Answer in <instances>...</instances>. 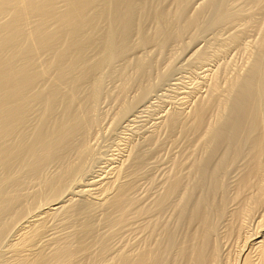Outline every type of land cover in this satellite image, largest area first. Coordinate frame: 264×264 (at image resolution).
I'll return each mask as SVG.
<instances>
[{"label": "bare ground", "instance_id": "1", "mask_svg": "<svg viewBox=\"0 0 264 264\" xmlns=\"http://www.w3.org/2000/svg\"><path fill=\"white\" fill-rule=\"evenodd\" d=\"M212 1H214V0H212ZM218 1H219V3L216 4V8H215L216 11H214V12H216L217 17L214 15L215 18L214 19L212 18L216 22V24L218 25L217 27H219V23H221V24L225 23L226 24V22L228 23V21H230V20H231L230 25H232L231 23H236V22H239V20H243L242 23H243L244 27H245L244 21H245V23H248V24L249 23L251 24L253 22L252 26L254 27L256 25V23L258 22V18H259L258 15L259 14L262 15V17H260V18H263V21L258 26L259 29L254 27L256 30L257 29L260 30L263 27V30L259 31V32H261L259 34H262L260 42L257 43V44H259V47H258V45L255 46V47L259 48V50H257V52H259V53L251 61V63L248 62L250 64L249 65L250 67L244 75H237L233 79H231V78L229 79V75H227L228 73L225 74V75H227L228 80H229V81L226 80L227 83L225 80H223L224 78L218 77V76H220L218 70H217V73L216 72H214V73L219 74V75H215L213 73V71H211L210 74L203 72L205 78L212 77L211 76L212 74L215 75V77L213 76V78L211 79L212 82L210 81L211 85L209 84L210 85L209 94L205 95L207 98L203 97L204 95L202 96L203 98H200L201 96H199V98H197L199 102L194 104V107H193L192 111L190 112V114L188 112L189 115H184L187 112L185 113L183 111L184 113H182V112L179 113V111H178V112H174V113L172 112V114H170L165 119L166 120L165 124H163L165 127L164 126L163 127L169 131V134L172 131L174 132V134L176 132L179 133L180 139L183 140L182 143L185 144V145L183 144L185 147L183 145H181V147H180V148H182V146H183V149H180V148L179 149L181 151L185 149V150H187V152H186V154L180 153V155H182V156L184 155L183 159H182V157L178 158V159L174 158L175 160L172 159V160H174L173 163H171L173 165V170H172V173L170 176L167 173L168 176L165 180L166 184H164L165 190H163L164 192L161 193L162 194L161 196L159 195L161 198L156 199V200H158L157 203L155 202V204L153 205L158 210H161V209H164L165 205L167 206L168 203H169V207H170V203L172 201H175V198L179 197L178 198L179 199V205H180L179 209L181 208L180 209L181 215L187 209L186 207L189 206L188 207L189 208L188 211H190L189 220H192L191 222H193L194 220L199 221L200 228L198 229V227H196V229L198 230V231L197 230L196 231L198 233L193 231L192 233H194V234H192V233H191V235L186 234V236L188 235L189 238L186 237L188 240H184L183 244H182V241L179 242L180 244H182L181 246L177 245V243H178V242H176L177 240L174 241L177 238V237H174L175 235L173 236V232L175 230L173 232H171L170 228L169 229L164 228L163 229L164 231H162V232H164L163 235L165 234V236H163L164 238L161 239L163 242H160L161 244L159 245V247L153 245L154 248L156 247L155 250L151 246V248L154 250V252H151L150 251L151 249L149 247H147V251H148V248L150 249L149 252H147L144 249L145 252L141 251L136 256L134 255V257L131 256L133 254L132 252H131L132 254L131 253L128 254V252H127V254L123 253V254L119 255V257L116 259V262H114V263L112 262L113 264H165V261H167L166 264H169L170 261L168 263V260H169V258H171V254H170V257L168 258L169 253L170 252L173 253L175 251H176V253H174L176 255L175 258H177L179 256V259H180V261H178V258H177V263L181 262V259H183L182 260L183 263H184V261L186 262L184 264H220V262L224 263V258H225V259H227V260H225V261H227L226 264L227 263L228 264H264V24H263L264 23V0H239V1H242L241 3H243L245 1L246 5L249 4L251 6V9H250L251 11H249V13L245 15V17L242 16L244 18L241 17V15H240L241 13H239V12L234 13L233 12V11H235L234 8H233L234 10H232V8H231V11L229 10V6H231V5L230 4L228 5L227 2L230 3V0L229 1L228 0H218ZM158 2H159V0H0V236L6 231L7 228H9V229L12 228L11 227L12 224H11V226H9L10 222H11V220H13V221L16 220V218L14 219L13 216L18 215V217H19V215L24 214V212L31 213V215L29 213L26 214L27 216L29 214L28 218L26 217L27 219L24 218L26 216L24 214L23 218L25 219V221L23 223H21L22 225L20 226L18 233H17L18 237H16L17 235H15V237L18 239L16 241H14L15 243L12 245V247H10L12 249L10 251H13L12 253H14V254H12V255H14V256H12V259H13V257H15L14 263L9 262L10 264H12V263L13 264H72V262L74 263L73 258H75L76 256L80 257L79 254H81V253L83 254L85 251H88V249L90 247V245H89L90 243L88 240H89V236H92V234H94V231L92 232V234L90 233L92 231V225H94V224L90 225L87 222L85 223L84 221H83L84 224H82V225L77 222L79 225H81V227H78V228H81V229L77 230L75 233V234L78 233L77 238L73 235L75 238L74 239L75 241H73L74 244L69 243V242H72V241H69V239L67 240L66 243H64L65 241L63 242L61 240L58 243L61 244V242H63V244H61V245L55 244L56 247L54 246L53 251L50 250V251H52L50 254H47L46 253L47 251L46 252L45 251H38V248L36 247L38 242H41L42 238L44 239V237H45V236L42 237L41 235H43L45 233V232H43V229L45 228V226H48V225H45L47 222L46 221L47 219H49L51 216L55 217L54 215L57 213L58 214L60 213L59 214V218H60L61 214L65 215L66 213L68 214V212H70V213L73 212V214H74V211H76V210L80 211V208L79 209L76 208V206L79 207L78 205H80V204L75 205V204H77V203H74L75 201L73 203L69 204L68 206H65V204L67 202L72 201L74 199V197L77 196V194H79L78 193L79 190H76V189L86 188L87 190L83 189L80 192H84V193L87 192L89 194V196H91L96 201L100 200L103 202L106 200L105 205H107L108 208L110 210H112V211H108V212H111V214L113 213L114 215L120 216V219L118 216H116V217L114 216L112 218L113 214L109 215L107 213L106 217L108 219H106V220L108 222L110 221L109 218L110 219L112 218L114 220V221H110L109 224L113 223L112 225L119 226L121 223L124 224L126 222V219L129 217L128 216L126 218V214L129 213L128 209L133 204L130 203L131 200L129 201V199H128L129 195L128 194H129V190H130L129 187L131 188V184H133L134 182L131 184L129 182L130 186H129V184H127L128 183L127 181H126L127 183H125V184H122V182H121L120 185L118 184L119 186L115 187L116 188V194L109 199L107 197L105 198V196L107 194L106 192L109 191L108 188L112 184H114V182H115V181H112V179H113L112 175L114 176V174H116L115 180H117V177L119 178L121 173L124 174L122 172V170L124 168L120 166L121 164L118 162L119 160L116 158V156H117V155H115L116 153L110 154L111 151L109 152L110 156H109V158L108 157L105 158L106 159L105 165H103L104 164V162H103V164H102L103 167L102 166H101L102 168L98 167L99 172L96 171L95 172L96 174L94 173L93 175L90 176L89 174L85 173L86 175H89V177H90V178H88V176H87V178H88L87 181H85L86 179L83 180L85 183L81 182L80 185L76 184L77 187H75V188H73L75 185V184H73V187L70 186L72 189H69L71 191L68 190V188H69L68 186L71 184L70 182H72V180L73 181L76 180L75 179L76 176L78 177V175H80L82 173L83 167H84L83 166L84 164H82L83 163V157L84 158L86 157V159H87L88 156H86L87 155L86 153H89L87 151L92 149V147L88 146V145H90V143L88 145H86L89 141L88 140L86 142V140H87V136H88L89 132L93 134V132L91 130L92 129L94 130V126L96 127V123H98L97 122L98 119H96V117H95V112H96L95 110H97L96 107L99 104L98 102H99V99L101 98V95L102 94L106 95V94L102 93L103 90L105 89V88H103L104 83H106L104 81V78L107 76L109 77L111 74H114L115 76L113 79H115V80L118 79V81H120V84H118V85H121L119 87H120V89L122 88V90H123L122 93L123 92L126 93L127 89L130 92L131 91V90H129L130 84L134 83L135 79H136V81L137 80L139 81L142 78V75H143V77L146 76L145 78H147L148 74H147V72H145V70L150 65V63H147L148 59H149L148 56L146 57L145 56L146 54L144 55V52H143V55H144V57H143V55H140L141 50L137 51V49L139 47L142 48V46H144V45H146V46L152 45V47H153V44L155 43L154 45L157 46V48L160 47L159 49L161 50V49L165 48L167 43H169V40H172V41L174 40L172 37L180 38L181 34L184 33L185 31H188L187 29H189L190 26H194V28H195V25L196 24L198 25L199 22H201L200 17L201 18L203 17L200 15V14L203 15L202 10H201V12L199 11L200 13H197L196 14L197 16H194L191 20H188L186 17V19L188 20V21H186V24L183 25V23H182L183 21L181 22L182 25L179 23L175 24L174 21L171 22V20L176 19V21H177L178 18H175L174 16H170V12H166V10H164V8L163 9L158 8V4H159ZM184 4H185L184 0H180V2L177 5L178 8H176L177 9L176 13H174V15H179L177 17H180V16L184 17V10H185ZM246 5H245V9H246ZM211 6H208V7L205 6V7H207L209 9V8H211ZM250 6H249V8H250ZM190 7H192V6H190ZM159 9H161V11ZM205 9L206 8H204V10ZM208 9L205 11H208ZM241 9H244V8H241ZM248 9H246V10H248ZM238 10H240V9H238ZM238 10H236V11H238ZM231 12H233L235 14L234 17L232 15L233 13H231ZM183 17H182V19H183ZM255 17H258V18H255ZM172 18H174V19H172ZM186 19H184V20H186ZM254 20L257 22L255 23ZM260 20H262V19H260ZM170 22H171V24H170ZM215 22L213 23V25H215ZM149 23H151L155 27V30H153L155 32H153V34H152L153 37H149L150 35L148 36L149 33H147L148 31L146 30V25ZM239 23L241 24V22H239ZM254 23H255V25H254ZM169 24H170V26H169ZM248 24H246V25H248ZM166 27H168V29ZM240 27H241V25H240ZM162 34H164L163 35L164 37H160V38H163V40L162 39L159 40L158 37L161 36ZM133 37L136 39V40L134 39L136 41V43L133 41V39H132ZM152 38H154L156 41L153 40ZM167 38H168V40H167ZM177 38L175 39L176 42H177ZM240 38H241L240 33L232 35L231 38L228 39V42H229V43L227 42L228 47H229V44H231V43H232V45L235 44L234 46H236V43L239 42ZM195 40L196 39H194V41ZM157 41H161V42H157ZM149 43H153V44H149ZM253 45H254V43H253ZM255 45H256V43H255ZM237 46H239V45H237ZM218 47H219V45H218ZM255 47H254V49H255ZM135 49H136V51H135ZM221 50H223V49H221ZM132 51H135V52H132ZM220 52H222V51H220ZM130 53L131 54L134 53L132 55V57L134 56L133 57L134 61L129 60L130 61L129 62L128 59H132V58H130L131 56H128ZM217 54H218V52H217ZM254 55H255V53H254ZM220 56H221V54H220ZM200 57H202V56L200 55ZM217 57H219V56H217ZM120 60L122 62L121 64L122 65L124 64V66H120V64H119ZM146 60H147V62H146ZM152 60H151V62H153ZM159 60H160V58H159ZM117 61H119L118 64L120 66V69L117 68L118 71H115L114 70L115 68L112 70L111 67H115V66H112L113 63H115V62L117 63ZM123 61H124V63H123ZM203 62H205V61L203 60ZM154 63L155 62H153L152 64H154ZM106 65L107 66L111 65L110 67H107V68H109V69L111 68L110 70H112V72L110 70H109L110 73L104 72V70L108 71V69L104 68V67H106ZM151 66H153V65H151ZM130 69H132L134 71L132 73L130 72L131 74L129 73ZM150 72H151V70H150ZM106 73L109 75H107ZM144 73L147 75H145ZM105 74H106V76H105ZM233 74H235V72ZM108 77H107V79H108ZM110 77H109V79H110ZM115 77H118V78H115ZM204 77H202V78H204ZM145 78L143 80H145ZM225 78H226V76H225ZM113 79H112V83H113ZM219 79H221V80L219 81ZM105 80H106V78H105ZM140 81H142V80H140ZM205 81H209V80L205 79ZM222 81L223 82L225 81L224 83H226L225 88L222 87V85H221ZM141 83H144V81ZM148 84H149V82H148ZM113 85H115V84H113ZM145 85H146V83L144 85H140V86L136 85V87L132 86L133 89H135L137 87L140 89L137 88L138 92H137V94L135 93L136 96L134 98H132L131 100L128 99L129 102L125 98H122V96H124V94L123 95L118 94L119 95L118 97H120L122 95L121 98H119L122 103L120 102V104H118L117 102H119V100L117 101L118 98L116 97L117 99H116L115 104L120 105V106L122 105V107L120 108V106H119V107H117V109H115L116 111H119V112L114 111V112H116V115L113 116L116 118V120L114 118V122H118V123L115 124L112 122L113 126H114V124L117 125L120 122H121V125L123 123H125V124L127 123L125 126L123 125V127L126 128V131H127L130 129L131 124L133 125V123L141 121V120L139 121V119L142 118L141 114L143 115V112H145L144 108H148V105L146 106L144 104L145 103L148 104L150 102L146 99L149 95H151L153 93L151 87H149V85L148 86L146 85L147 87H144ZM110 87H109V90L111 89ZM207 90L208 89H206V91ZM104 92H106V90ZM186 93H188V92L187 91L182 92V95L183 94L186 95L185 97L183 96L181 98V101L184 105H185V103L187 104V102L189 103V101H190L189 100L190 97ZM110 94H111V92H110ZM106 96H103V97L109 98L108 95H106ZM101 99L103 100V98H101ZM199 99H201V100H199ZM107 100L109 101V99H107ZM112 100H114V99H112ZM144 101H146V102H144ZM100 104L98 106H100ZM139 104L141 106H143L144 108L138 110L137 105L140 107ZM149 104H152V103H149ZM98 109H100V108H98ZM118 109H120V110H118ZM106 114H107V116H105V117L107 118L110 113L109 114L106 113ZM98 115L101 116V114H98ZM33 116L36 118H34ZM33 118H34L35 122H33ZM161 124H162V122H161ZM121 125L119 124L120 129L122 128ZM138 125H139V123H138ZM128 127H129V129H127ZM99 128H100V126H99ZM120 129H119V131H120ZM147 131H149V130H147ZM147 131H146V133H147ZM117 132H118V129H117ZM117 132H113V133H117ZM121 132H123V131H121ZM142 132H143V130H142ZM171 134H173V133H171ZM114 135H116V134H114ZM95 136L96 135L94 134V137ZM173 136H174L173 138L175 140L176 135H173ZM96 137H98V136H96ZM117 138H119V137H117ZM147 138H146V140H147ZM173 138H172V140H173ZM111 139H109V140H111ZM119 141H120V139L116 142H119ZM168 142H170V141H168ZM157 143H158V141H157ZM176 143H178V142H176ZM180 143H181V141H180ZM142 144H144V143H142ZM110 145H112V144H110ZM117 145H119V144L117 143ZM87 146L89 147V150H88V148H86ZM91 146H92V144H91ZM196 148L199 150H196ZM140 149H139V151H140ZM179 149H177V150H179ZM116 150H118V149H116ZM119 150H120V148H119ZM195 151L201 152L199 157L201 155L203 156V154H205V156L199 158L197 155V157H196L197 152L195 153ZM131 153L133 154L134 152H131ZM135 154H137V153L135 152ZM162 155L163 154H161V156ZM71 156H75L76 158L74 157L75 159H72ZM131 157L130 158L132 160L133 156L131 155ZM178 157H180V156L178 155ZM88 158H90V157H88ZM81 159H82V161H81ZM189 159L191 160L190 163L187 162L189 164H187L185 166L184 164H186V161H189ZM126 160L128 161V159H126ZM88 161H87V163H89ZM91 161H92V157H91ZM163 161H165V160H163ZM79 162H81V163H79ZM50 163H52V164L57 163L56 165L59 164L58 167H55V168H57L56 171L60 172V173H58V175L56 174L57 176H55V174H54L55 178L53 177L54 178V179L52 178L53 180L52 179L50 180L49 179L50 177H49L48 178L49 181H48L47 179L43 178V177H45L46 173L43 172L42 170H44V169L46 170L45 167H47L48 164L50 165ZM95 163H98V162H95ZM126 163H128V162H126ZM128 164H130V162ZM133 164L136 165L135 163H133ZM162 164H164V163H162ZM54 166H55V164H54ZM95 166H96V164H95ZM131 166H129V168ZM91 167H92V165H91ZM120 167L122 170H120ZM58 168H60L59 171H58ZM185 168L189 169L188 171H190V173L187 174L188 176L190 174H193V173H194L193 175L197 174L199 176V178L198 177H196V178L201 180V182L199 181L200 184L202 183V180L205 181V183L203 182V184L206 185V186H204L205 187L204 189L205 190L209 189L208 193H210V191H212V193H214V195H216V193L214 191L221 187V186L219 187V182L222 181L220 179H223L224 175L228 176L229 173L231 175V173H232L231 171L233 170L232 168H234V170H237L238 177H237V179L235 178L236 184L234 186L231 184V186H233V190L230 189V188H232L229 186L230 184H226V186H225V184L223 183L224 187L222 185L223 188H222L221 195H219V193L217 192L219 195L218 197L221 196L219 201L216 200L215 199L216 196L214 198V195H213V198L211 199V201L213 200L212 202H214V199L217 201V203H212L213 205L215 204L214 206L211 205L210 200H208L210 198H208L207 201H205L206 204L209 201V203H208V204H210V205H208L209 207L205 206L206 204L204 203L203 200L204 199L206 200V196H205V198L203 196V198H204L203 200H201L202 197H200L201 198L200 200L193 202L192 205L190 206V205H188L189 199L191 198L190 195L186 192H185V194H182V193H184V191H185L184 189H185L186 184H187L185 182V180H186L185 179L186 175L184 176L185 172H184V174H181V170L183 171V169L185 170ZM143 170L144 169H142V171ZM85 171H86V169H85ZM161 171H163V170H161ZM168 171L170 172V170H168ZM185 171L187 172V170H185ZM41 172H43L42 174L45 173L42 177L43 179L41 178L42 179L41 181L47 180L48 182L44 181L43 183H40L39 182L40 179L36 180V181L34 180L35 182L38 181L41 185H43L45 183V185H44L45 187H44V190H42L43 192H41V194L39 193L40 195L36 196V198L33 197V199H35V201L37 200V203L39 201L41 202L43 200L46 202V205L48 204V206L44 207V208L41 207L42 209H40V207H38L39 209L38 210L36 209L37 211L35 210L36 212L32 213L33 209H31V208L33 206L26 205L25 204L26 201H24L25 205H22L23 204L22 203L23 202L22 195L19 193V191L22 190L21 189L22 187H21V183L19 184V181H20L19 179H20V177H22L21 178V180H22L24 177H26V175L28 178L29 174L33 175V176H38V175H41L40 174ZM124 172H127V171H124ZM87 173H88V171H87ZM125 174H127V173H125ZM132 174H134V173H132ZM230 175L228 177H230ZM41 176H39L38 178H40ZM152 176H154V174ZM147 177H148V175H147ZM84 178H86V177H84ZM122 178H123V175H122ZM130 178L131 177H129V179ZM25 179L26 178H24V180H22V182H25ZM29 179L30 180H28V181L26 179L27 182L23 183L22 186H24V184H26L25 186L27 187V183H30V181L33 182V179L32 180H31V178H29ZM35 179H37V178H35ZM125 179H128V178H125ZM163 179H165L164 176H163ZM226 179H227V177H226ZM141 180H142V178H141ZM195 180H197V179H195ZM128 181H130V180H128ZM156 181H157V179H156ZM68 183H70V184H68ZM192 183H193V181H192ZM194 183H195V181H194ZM228 183H230V180ZM18 185L21 188L16 189L19 187ZM188 186H189V184H188ZM41 187H43V186H41ZM136 187H134V188H136ZM198 187L200 188V186H198ZM36 188H39V187H36ZM115 188H114V190H115ZM201 188H203V187H201ZM213 188L215 189L214 191H213ZM17 190H19V191H17ZM205 190H204V195L206 194ZM45 191H47V192L45 193ZM180 191H182V193ZM196 191H197V188H196ZM217 191H219V190H217ZM29 192H30V190H29ZM179 192L182 194L181 197H180V195L177 196V194ZM189 192H190V190H189ZM212 193H210L208 195L212 196ZM24 194H23V196H24ZM25 196H27V195H25ZM218 197H217V199H218ZM25 198H27V197H25ZM25 198H23V199H25ZM30 198H31V196H30ZM180 199L184 200L183 205L180 204V203H182V201ZM191 199H193V195H192ZM143 201H144V199H143ZM31 202H32V200H31ZM172 203H175V202H172ZM176 203L178 204V200ZM96 204L97 203H95V205ZM103 204H104V202H103ZM151 204H152V202H151ZM20 205L22 206L21 208H20ZM31 205H33V204H31ZM92 205H94V204L92 203ZM80 206L82 209L84 208V207H82V205H80ZM204 206L206 208L207 207L208 208L207 209L205 208L206 209L205 210ZM101 207H103V206L101 205ZM169 207L167 209H169ZM72 208H74V209L76 208V209L74 210ZM89 208H91V207H89ZM179 209L177 208L178 211H179ZM83 210H81V212ZM85 210H88V208ZM85 210L83 211L84 214L85 213L89 214L91 212V211L86 212ZM174 210H175V208H174ZM79 211H77V213H79ZM127 211H128V213H127ZM140 211H141V209H140ZM147 211L148 210H146V212ZM156 211L157 210H155L154 212H156ZM144 212H145V210H144ZM170 212H168V213H170ZM103 213H105V212L103 211ZM159 213H160V211H159ZM180 213H179V215H180ZM58 214L56 216H58ZM84 214H83V216H84ZM152 214H154V213L152 212ZM105 215H103V216L105 217ZM135 215H138V214H135ZM150 215H151V213H150ZM227 215H228V217H229V215H231V217H230L231 221L229 224H227L228 221L226 223H224ZM75 216L77 217V215H75ZM87 216H89V215H87ZM158 216H159V214L157 215V217ZM174 216H176V215H174ZM174 216H171V217H174ZM74 217H73V219H74ZM139 217L141 218V216H139ZM62 219H64V218H62ZM155 219H156V217H155ZM121 220L124 222H121ZM146 220H148V219L146 218ZM166 220H167V218H166ZM184 220H185V217L183 218V221ZM226 220H228V219H226ZM71 221H73V220H71ZM78 221H81V220H78ZM159 221H160V219H159ZM169 221L170 220H168V222ZM139 222H141V221H139ZM222 222L224 223V226H225V224H227L226 225L227 227H225L226 232H225V235L223 236L224 238L222 236L220 237V235H219V232H220V234L222 233L221 235L224 234V229H223L224 227L222 228L220 226ZM68 223H70V222L68 221ZM77 223H76V225H77ZM145 223H144V225H145ZM158 223L159 222H157L156 225H158ZM43 224H44V227H43ZM103 224H105V223H103ZM106 224H108V223H106ZM69 225H71V224H69ZM130 225H131V223H130ZM13 226H15V225H13ZM120 226H122V224ZM158 226L152 225V227H156V231L160 229V228L159 229L157 228ZM161 226H163V225L161 224ZM219 226H220V228L223 229V232H221L222 229H219ZM95 227H97V226H95ZM149 228H150V225H149ZM9 229H7V230H9ZM75 229H77V226ZM95 230H96V228H95ZM115 230H117V229H115ZM119 230H121V229L119 228ZM144 230H145V228H144ZM149 230H151V229H148V231ZM111 231L113 232V230H111ZM152 231L155 232L154 229H152ZM152 231H150V233ZM165 231H166V233H165ZM154 232H152V233L154 234ZM162 232L158 231V233H159L158 235H160V233L162 234ZM195 233H197V234H195ZM11 234L12 233H10V235ZM189 234H190V232H189ZM68 236H70V235H68ZM94 236H93V238H90V239H94ZM182 236L183 235H181V237ZM102 237H104V236H102ZM115 237H117V235H115ZM48 238H50V237L48 236ZM60 238H62V236ZM87 238H88V240H87ZM98 238H99V235H98ZM154 238L155 237H153V240H154ZM220 238L229 240L230 242L229 241L227 242L226 240H221ZM53 239L55 240V238H53ZM95 239H96V237H95ZM145 239H147V238H145ZM99 240L100 239H98L97 241H99ZM159 240H160V238H159ZM178 240H179V238H178ZM93 241L94 240H92V242ZM145 241H147V240H145ZM154 241H156V240H154ZM220 241H221V243H220ZM225 241H226V243H225ZM43 242H44V240H43ZM103 242L102 243L97 242L96 244H99V243L103 244ZM106 242H107V240H106ZM222 242L225 243L224 246H221ZM143 243H146V242H143ZM147 243H148V241H147ZM227 243L230 245L227 246L226 245ZM101 244L99 246H101ZM157 244H158V242H157ZM91 245H93V244H91ZM141 245H143V244H141ZM172 246H174V247H172ZM35 247L37 248L36 251H38V252L34 253L32 255V257L30 254H29L30 256L28 254H26L27 253L26 251H32L33 249L35 250ZM108 247L105 244L102 245L101 250H99L100 253H105V251L107 250ZM144 247H145V244H144ZM170 247L172 249L175 248L174 251H170L169 250ZM223 247H227V248L229 247L230 251H232L233 254L230 255L231 253L228 252L229 255L227 253L225 254L226 257L228 255V258H226V257L223 258L222 253L226 252V251H224V252L222 251V249L224 250ZM45 248H47V246H45ZM111 248L113 249V247H111ZM165 248H168V249H165ZM227 248H225V250ZM41 249H42V247H41ZM92 249H93V247H92ZM220 249H221L222 253H220ZM115 250H117V249H115ZM124 250H125V248H124ZM95 251H96V249H95ZM92 252H94V251H92ZM88 253H90V252H88ZM106 254H107V252H106ZM174 254H172V255H174ZM221 254H222V256H220ZM100 256L101 255L97 256L96 259L100 258ZM79 257H76V261H77V258H79ZM93 257H94V255H93ZM220 257L223 258V260H222L223 262L221 261L222 258L220 259ZM105 258H108V257L106 256ZM175 258H173V259H175ZM72 259H73V261H72ZM102 259H104V258H101V260ZM93 260H94V258H93ZM10 261H12V260L10 259ZM108 261H110V260H108ZM108 261H106V262H108ZM172 261L173 260H171V264H172ZM79 262L81 263V260ZM90 262H91V260H90ZM106 262H103V263L106 264ZM99 263H100V261H99ZM183 263L181 262L178 264H183ZM97 264H98V262H97ZM100 264H102V263H100Z\"/></svg>", "mask_w": 264, "mask_h": 264}, {"label": "rangeland", "instance_id": "2", "mask_svg": "<svg viewBox=\"0 0 264 264\" xmlns=\"http://www.w3.org/2000/svg\"><path fill=\"white\" fill-rule=\"evenodd\" d=\"M229 1V0H228ZM180 2V0L178 1V0H159V4H158V8H164V10H166V12H170V16H174L175 18H178V20L180 21H176V19H174V18H172V19H174V20H171V22L172 21H174V23L176 24H181L182 25V23H183V25L184 24H186V21H188V20H191L194 16H197L196 14L197 13H200L201 12V10H202V13H203V15L202 14H200L201 16H203L202 18L200 17V19H201V22H199V24L197 25H195V28H194V26H190L189 27V29H187L188 31H185L184 33H182L181 34V36H180V38H177V42H176V38H174V37H172L174 40L172 41V40H169V43H167V45L165 46V48H163V49H159L160 47H158L157 48V46H155L153 43H149V44H153V47H152V45H149V46H146V45H144V46H142V48H136L137 49V51H139V50H141L140 51V55H143V52H144V55L147 57L148 56V62H147V60H146V62L147 63H150V65L148 66V68L145 70V72H147V74H145V75H147V78H145L146 76H144L143 77V75H142V78L140 79V80H142V81H136V79L134 80L135 82L134 83H132V84H130V88H129V90H131L130 92L128 91V89H127V91H126V93H122V88L120 89V87L119 86H121V85H118V84H120V81H118V79H113L114 78V74H111L109 77H110V79H109V77H108V79H107V77H105L106 78V80H105V78H104V81L106 82V83H104V86H103V88H105L104 90H103V92L102 93H104V94H106V95H108V97L109 98H106L107 96L106 95H101V98H103V100L100 98L99 99V104H100V106H98L97 105V107H96V109L97 110H95L96 112H95V117H96V119H98L97 120V122L98 123H96V127L94 126V130L92 129L91 131L93 132V134L92 133H90L89 132V134H88V136H87V140H86V142L88 141V143L86 144V145H88L89 143H90V145H88V146H90V147H92V149H90L89 150V147L87 146L86 148H88V150L89 151H87V152H89V153H86L85 155L86 156H88V157H90V158H88L87 157V159H86V157L84 158L83 157V163L82 164H84L83 166V171H82V173L80 174V175H78V177L76 176V180H72V182H70V183H68V184H70L68 187V190L69 189H72L71 187H73V184H77V185H80L81 184V182L82 183H85L83 180H85V181H87V179L88 178H90L89 177V175L91 176V175H93L96 171L97 172H99L98 170H99V168L98 167H103V165H105V161H106V157H108L109 158V156H110V154H115V155H117L116 156V158L119 160H117L121 165V167H123L124 169L122 170L121 169V167H120V170H122V172L124 173V174H122L121 172V174H120V176H119V178L117 177V180L119 181H117V180H115L116 179V174H114V176L112 175V177H113V179H112V181H115L114 182V184H112L109 188H108V192H106L107 194H106V196H105V198L107 197L108 199L109 198H111V197H113L115 194H116V188L115 187H117V186H119L120 184H121V182H122V184H125V183H127V184H129V182H130V184L131 183H133V184H131V188L129 187V197H128V199H129V201L131 200V202L130 203H132L133 205L132 206H130V208L128 209V211H129V213H128V211H127V213L128 214H126V222L123 224V223H121L122 224V226H117V225H112V224H109V222L110 221H114L112 218L115 216H118L119 217V219H120V216L119 215H114L113 213V216H112V220L109 218V222L106 220V219H108L106 216H107V213L109 214V215H112L111 214V212H108V211H112V210H110L109 208H108V206L107 205H105L106 203V200L105 201H103L104 202V204H103V202L102 201H100V200H94L91 196H89V194L87 193V192H80L81 190H83V189H86V188H79V189H76V190H79V194H77V196H75L74 197V199L72 200V201H70V202H67L66 204H65V206H68L69 204H71V203H73L74 201V203H77V204H75V205H78V204H80V205H82V207H84L83 209L85 210V209H87L88 208V210H85L86 212H88V211H91L89 214L87 213H83V209L81 208V206L80 205H78L79 207H77L76 206V208L77 209H79L80 208V211L79 210H76V211H74V214L75 215H77V217L73 214V212L72 213H70V212H68V214L66 215H64V214H61L60 216V218H59V214H58V216H56L57 214H55L54 216L55 217H53V216H51L49 219H47L45 222H46V224L45 225H48V226H45V228L43 229V232H45L43 235H41L42 237H44V239L42 238V240H41V242H38V244H37V248H38V251H47L46 253L47 254H50L52 251H53V249H54V246H55V244L56 245H61V244H63V242L64 243H66L67 242V240L69 239V241H72V242H69V243H73L74 244V242L73 241H75L74 239V236L77 238L78 237V233L77 234H75L76 233V231L77 230H80L81 228H78V227H81V225L82 224H84V222L86 223H88V224H94V225H92V231L90 232L91 234H92V232L94 231V234H92V236H89V240H88V238H87V240L89 241V245H90V247H89V249H88V251H85L83 254L81 253V254H79L80 255V257L79 256H76V257H79V258H77V261H76V257L75 258H73L74 259V263L72 262L73 261V259H72V264H97V262H98V264H100V263H102V264H105V263H103V262H106V261H108V260H110V261H108V262H106V264H113L114 262H116V259L119 257V255L120 254H123V253H126L127 254V252H128V254L129 253H131L130 255L132 256V257H134V255L136 256L139 252H141V251H144L145 252V250L147 251V247H149L148 248V251L147 252H149V250L151 251V252H154V250H155V248L153 247V245H155V246H158L159 247V245L161 244L160 242H163L161 239L162 238H164L163 236H165V234L163 235V233L164 232H162V231H164L163 229L165 228V229H169L170 228V231L171 232H173L174 230V232H173V236L174 237H177L174 241H176V242H181L182 241V244L184 243V240H188L187 238H189L188 237V235H191V233L194 231V232H197L198 230L196 229V227H198V229L200 228V223H199V221H197V220H194L193 222H191L192 220H189V213H190V211H188L189 210V206L188 207H186L187 209L184 211V213H182V215H181V211H180V209H179V197L178 198H175V201H172V202H175V203H170V207H169V203H168V205L166 206L165 205V208L164 209H161V210H158L157 208H155V206H153L154 204H155V202L157 203V201L158 200H156V199H159V198H161L160 196L162 195L161 193L162 192H164L163 190H165V185L164 184H166V182H165V180H166V178H167V176H168V174H169V176L171 175V173H172V170H173V165L171 164V163H173V161L175 160L174 158H181L182 157V159H183V157H184V155L182 156V155H180V153L181 154H186V152H187V150H180V149H183V146L185 145L184 143H182V139H180V137H179V133L178 132H176L175 134H174V132L172 131L171 133H173V134H169V131L168 130H166V128H164L165 126L163 125V124H165V119L170 115V114H172V112L174 113V112H178L179 111V113L180 112H182V113H186V114H184V115H189L190 114V112L192 111V109H193V107H194V104L195 103H197V102H199L198 101V99L197 98H199V96H201L200 98H203V97H206L205 95H207V94H209V90H210V85H211V82H212V78H213V76L215 77V75H219L220 74V76H218V77H222V78H224L223 80H228V77H227V75H229V79L231 78V79H233L235 76H237V75H244L246 72H247V70L249 69V63H251V61L256 57V55H258V53L259 52H257V50H259V48H257V47H255V46H257L258 45V47H259V44H257V43H259L260 42V40H261V35L262 34H259V33H261V32H259L260 30L262 31L263 30V27H262V29H260V30H258L259 29V25H260V23L263 21V18H260V17H262V15H258V17H255V18H258V22L257 21H255V23H256V25H255V23H254V27H256V28H258L257 30L252 26L253 25V22L249 25L248 23H245V21H244V25H245V27L243 26V23H242V21L243 20H239V22H241V24L239 23V22H236V23H231L232 25H230V21H228V23L226 22V24L224 25L223 23V25L221 24V23H219V27H217L218 25L216 24V22L213 20L214 18H215V16L217 17V15H216V12H214V11H216L215 10V8H216V4H218L219 3V1L218 0H214V1H212V0H184V6H185V10H184V17L183 16H180V17H177V16H179V15H174V13H176V8H178L177 7V5H178V3ZM240 2V3H239ZM242 1H239V0H230V3H228L227 2V4L229 5H231V6H229V10L231 11V8H232V10H234L235 9V11H233L234 13H241L240 15H241V17L242 16H244L245 17V15L246 14H248L249 13V11H251L250 9H251V6L248 4V5H246V2L244 3H241ZM210 3V4H209ZM234 3V4H233ZM208 4V5H207ZM233 4V5H232ZM244 4V5H243ZM212 5V6H211ZM215 5V6H214ZM245 5H246V9H248L249 8V6H250V8L248 9V10H246L245 9ZM164 6V7H163ZM176 6V7H175ZM190 6H192V7H190ZM205 6H211V8H207V7H205ZM234 6V7H233ZM166 7V8H165ZM175 10H174V9ZM204 8H206L205 10H207L208 9V11H205L204 10ZM234 8V9H233ZM241 8H244V9H241ZM238 9H240V10H238ZM160 11H161V9H159ZM174 10V11H173ZM191 10V11H190ZM236 10H238V11H236ZM200 11V12H199ZM205 11V12H204ZM173 14H172V13ZM233 12H231V13H233ZM247 12V13H246ZM232 14L233 15V17L235 16V14ZM186 15V16H185ZM214 17H213V16ZM257 16V15H256ZM182 17H183V19H182ZM186 17H187V19H186ZM244 17H242V18H244ZM213 18V19H212ZM184 19H186V20H184ZM217 19V18H216ZM260 19H262V20H260ZM213 20V21H212ZM257 20V19H256ZM260 20V21H259ZM170 21V20H169ZM176 21V22H175ZM183 21V22H182ZM171 22H170V24H171ZM182 22V23H181ZM215 22V25H213V23ZM170 24H169V26H170ZM246 24H248V25H246ZM264 24V23H263ZM235 27H234V26ZM240 25H241V27H240ZM168 26V27H169ZM198 26V27H197ZM243 26V27H242ZM250 26V27H249ZM149 29H148V28ZM168 27H166L167 29H168ZM172 27V26H171ZM181 27V26H180ZM207 27V28H206ZM239 27V28H238ZM211 28V29H210ZM244 30H243V29ZM241 29V30H240ZM249 29V30H248ZM146 30L148 31L147 33H149L148 34V36L149 37H153V32H155V31H153V30H155V27L151 24V23H149V24H147L146 25ZM200 30V31H199ZM212 30V31H211ZM203 31V32H202ZM245 31V32H244ZM188 32V33H187ZM207 32V33H206ZM226 34H225V33ZM146 33V34H147ZM166 33V32H165ZM215 33V34H214ZM238 33H240L241 34V38H240V40H239V42L238 43H236V46H234L235 44H233L232 45V43L231 44H229V47H228V39H230L231 38V36L232 35H234V34H238ZM197 34V35H196ZM232 34V35H231ZM164 34H162L161 36H159L158 37V39L160 40V39H162L163 40V38H160V37H164L163 36ZM229 35V36H228ZM167 37V36H166ZM230 37V38H229ZM171 38V39H172ZM227 38V39H226ZM133 39V41L136 43V39L133 37L132 38ZM131 39V40H132ZM135 39V40H134ZM153 40H155L154 38H152ZM194 39H196L195 41H194ZM252 39V40H251ZM152 40V41H153ZM167 40H168V38H167ZM156 41V40H155ZM172 41V42H171ZM183 41V42H182ZM185 41V42H184ZM138 42V41H137ZM157 42H161V41H157ZM194 42V43H193ZM228 42V43H227ZM133 43V42H132ZM166 43V42H165ZM216 43V44H215ZM253 43H254V45H253ZM255 43H256V45H255ZM174 44V45H173ZM188 44V45H187ZM222 44V45H221ZM248 46H247V45ZM130 45V44H129ZM148 45V44H147ZM164 45V44H163ZM218 45H219V47H218ZM237 45H239V46H237ZM146 46V47H145ZM174 46V47H173ZM145 47V48H144ZM155 47V48H154ZM183 47V48H182ZM224 47V48H223ZM226 47V48H225ZM233 47V48H232ZM237 47V48H236ZM246 47V48H245ZM254 47H255V49H254ZM148 48V49H147ZM243 48V49H242ZM136 49H135V51H136ZM146 51H145V50ZM202 49V50H201ZM221 49H223V50H221ZM233 49V50H232ZM240 49V50H239ZM155 50V51H154ZM215 50V51H214ZM256 52H255V51ZM135 51H132V52H135ZM220 51H222V52H220ZM226 51V52H225ZM246 51V52H245ZM162 54H161V53ZM197 52V53H196ZM207 52V53H206ZM217 52H218V54H217ZM142 53V54H141ZM168 53V54H167ZM196 53V54H195ZM203 55H202V54ZM221 54V56H220V54ZM254 53H255V55H254ZM134 54V53H133ZM133 54H129L128 56H131L130 58H132V59H128V61L129 60H133L134 58V56L132 57V55ZM198 54V55H197ZM244 54V55H243ZM249 54V55H248ZM139 55V56H140ZM144 55H143V57H144ZM152 55V56H151ZM154 55V56H153ZM162 55V56H161ZM177 55V56H176ZM200 55L202 56V57H200ZM151 56V57H150ZM217 56H219V57H217ZM142 57V56H141ZM205 57V58H204ZM243 57V58H242ZM155 58V59H154ZM159 58H160V60H159ZM165 58V59H164ZM171 58V59H170ZM190 58V59H189ZM198 58V59H197ZM250 58V59H249ZM146 59V58H145ZM153 59V60H152ZM206 59V60H205ZM150 60V61H149ZM151 60L153 61V62H155L154 64H152L153 62H151ZM193 60V61H192ZM203 60L205 61V62H203ZM208 60V61H207ZM249 60V61H248ZM134 61V60H133ZM202 61V62H201ZM130 62V61H129ZM249 62V63H248ZM116 63V62H115ZM115 63H113V65L112 66H115V67H111L112 68V70L114 69L115 71H118V69H120V66H124V64L122 65L121 63V60H120V63H119V61H117V63L115 64ZM120 64V66H119V64ZM123 63H124V61H123ZM132 63V62H131ZM202 64V65H201ZM207 64V65H206ZM110 65V66H111ZM151 65H155L154 67L153 66H151ZM220 65V66H219ZM248 65V66H247ZM110 66H107L106 65V67H104V68H106V69H108V71L107 70H104V72H109V70L111 69H109V68H107V67H110ZM234 66V67H233ZM132 67V66H131ZM246 67V68H245ZM118 68V69H117ZM130 68V67H129ZM128 68V69H129ZM134 68V67H133ZM194 69V70H193ZM228 69V70H227ZM234 69V70H233ZM112 70H110L111 72H112ZM132 69H130V71H129V73L131 72H134L133 70L131 71ZM150 70H151V72H150ZM154 70V71H153ZM207 72H206V71ZM216 70V71H215ZM217 70H218V72H219V74H216L217 73ZM209 71V72H208ZM211 71H213V73L214 72H216V73H214L215 75H211L212 77H208V78H205L204 77V74H203V72L204 73H207V74H210L211 73ZM222 71V72H221ZM232 71V72H231ZM239 71V72H238ZM244 71V72H243ZM150 72V73H149ZM225 72V73H224ZM235 72V74H233ZM106 73V74H107ZM110 73V72H109ZM130 73V74H131ZM169 73V74H168ZM228 73V74H227ZM239 73V74H238ZM106 74H105V76H106ZM150 74V75H149ZM158 74V75H157ZM223 74V75H222ZM225 74H227V75H225ZM107 75H109V74H107ZM151 76V77H150ZM225 76H226V78H225ZM165 77V78H164ZM202 77H204V78H202ZM115 78H118V77H115ZM145 78V80H143ZM221 78V79H222ZM112 79H113V83H112ZM139 79V78H138ZM205 79H208L209 81H205ZM221 79H219V81L221 80ZM115 80V81H114ZM120 80V79H119ZM144 81V83H141V82H143ZM154 81V82H153ZM211 81V82H210ZM224 81V82H225ZM229 81V80H228ZM140 84H139V83ZM148 82H149V84H148ZM200 82V83H199ZM210 82V83H209ZM223 81L221 82V85H222V87H224L225 88V86H226V83H227V81H226V83H224ZM146 83V85L148 84L149 85V87H151V89H152V91H153V93L151 94V95H149L148 97H147V99L146 100H148V101H150L149 103H152V104H147V103H145L144 105H148V108H144L143 106H141L140 104V107L137 105V107H138V110L139 109H143L144 108V111L145 112H143V115L141 114V116H142V118H140L139 119V121L141 120H143L142 122L140 121V122H136V123H133V125L131 124V126H130V129H129V127L127 128V129H129V130H127L126 131V128H124L123 127V125L125 126L126 124L125 123H123L122 125H121V122L119 123L120 125H121V129H120V126H119V124H117V125H115L116 123H118V122H114V118L115 117H113L114 115H116V112H119V111H116L115 109H117V107H119L120 105H116L115 104V102H116V99H117V101L119 100V102H117L118 104H120V102H121V100L119 99V98H121V96L124 94V96H122V98H125L127 101H128V99L129 100H131L132 98H134L135 96H136V94H137V92H138V90H137V88H135V89H133V87H136V85H138V86H140V85H144ZM106 84V85H105ZM110 84V85H109ZM113 84H115V85H113ZM135 86H134V85ZM208 86H207V85ZM210 84V85H209ZM118 85V86H117ZM144 86V87H147V86ZM106 86V87H105ZM111 86V87H110ZM115 86V87H114ZM133 86V87H132ZM109 87L111 88L110 90H109ZM117 87V88H116ZM119 87V88H118ZM142 87V86H141ZM195 87V88H194ZM114 88V89H113ZM113 89V90H112ZM117 89V90H116ZM138 89H140V88H138ZM206 89H208L207 91H206ZM106 90V92H104ZM121 92H120V91ZM137 90V91H136ZM162 90V91H161ZM175 90V91H174ZM177 90V91H176ZM200 90V91H199ZM115 91V92H114ZM117 91V92H116ZM119 91V92H118ZM134 91V92H133ZM151 91V92H152ZM173 91V92H172ZM184 91H187L188 93H186V94H188L189 95V97H190V101H189V103L187 102V104L185 103V105L182 103V101H181V98L184 96H186V95H182V92H184ZM196 91V92H195ZM110 92H111V94H110ZM177 92V93H176ZM180 92V93H179ZM190 92V93H189ZM113 93V94H112ZM136 93V94H135ZM202 93V94H201ZM118 94H122L120 97H118L119 95ZM134 94V95H133ZM179 94V95H178ZM115 95V96H114ZM117 95V96H116ZM191 95V96H190ZM197 95V96H196ZM204 95V96H203ZM103 96H106V97H103ZM111 96V97H110ZM113 96V97H112ZM126 96V97H125ZM203 96V97H202ZM117 97V98H116ZM207 98V97H206ZM106 99V100H105ZM107 99H109V101L107 100ZM112 99H114V100H112ZM157 99V100H156ZM102 100V101H101ZM112 100V101H111ZM179 100V101H178ZM193 100V101H192ZM197 100V101H196ZM199 100H201V99H199ZM108 101V102H107ZM196 101V102H195ZM129 102V101H128ZM144 102H146V101H144ZM122 103V102H121ZM107 104V105H106ZM106 105V106H105ZM112 105V106H111ZM115 105V106H114ZM189 106V107H188ZM114 107V108H113ZM122 107V105L120 106V108ZM98 108H100V109H98ZM136 109V108H135ZM100 110V111H99ZM110 110V111H109ZM118 110H120V109H118ZM113 111V112H112ZM114 111H116V112H114ZM184 111V112H183ZM112 112V113H111ZM188 112H189V114H188ZM106 113H110L109 115H108V119L105 117V116H107V114ZM98 114H101V116L100 115H98ZM97 115V116H96ZM156 115V116H155ZM103 116V117H102ZM162 116V117H161ZM34 117V116H33ZM110 117V118H109ZM34 118H36V117H34ZM34 118H33V122H35V120H34ZM113 118V119H112ZM148 118V119H147ZM100 119V120H99ZM150 119V120H149ZM115 120H116V118H115ZM148 121V122H147ZM158 121V122H157ZM164 121V122H163ZM115 123L114 124V126H113V123ZM155 122V123H154ZM161 122H162V124H161ZM103 123V124H102ZM138 123H139V125H138ZM142 125H141V124ZM100 124V125H99ZM147 124V125H146ZM149 124V125H148ZM100 126V128H99V126ZM105 125V126H104ZM138 125V126H137ZM144 125V126H143ZM143 128H142V127ZM164 126V127H163ZM99 129H98V128ZM116 129H114V128ZM119 127V128H118ZM135 128V129H134ZM158 128V129H157ZM164 128V129H163ZM96 129V130H95ZM117 129H118V132L120 133L121 131H123V132H121L120 134L117 132ZM119 129H120V131H119ZM125 129V130H124ZM102 130V131H101ZM142 130H143V132H142ZM147 130H149V131H147ZM153 130V131H152ZM96 131V132H95ZM146 131H147V133H146ZM99 132V133H98ZM113 132H117V133H113ZM152 132V133H151ZM98 133V134H97ZM94 134L96 135V136H98V137H94ZM110 136H109V135ZM114 134H116V135H114ZM162 134V135H161ZM113 135V136H112ZM125 137H124V136ZM155 135V136H154ZM160 135V136H159ZM165 135V136H164ZM173 135H176V137H175V140H174V136ZM109 136V137H108ZM159 136V137H158ZM167 136V137H166ZM170 136V137H169ZM114 137V138H113ZM117 137H119V138H117ZM148 137V138H147ZM161 137V138H160ZM98 138V139H97ZM113 140H112V139ZM146 138H147V140H146ZM163 138V139H162ZM168 138V139H167ZM172 138H173V140H172ZM179 138V139H178ZM109 139H111V140H109ZM120 139V141L119 142H116V141H118ZM123 141H122V140ZM171 139V140H170ZM126 140V141H125ZM132 140V141H131ZM135 140V141H134ZM179 140V141H178ZM157 141H158V143H157ZM168 141H170V142H168ZM175 141V142H174ZM180 141H181V143H180ZM112 142V143H111ZM115 144H114V143ZM149 142V143H148ZM176 142H178V143H176ZM97 143V144H96ZM117 143L119 144V145H117ZM142 143H144V144H142ZM165 143V144H164ZM91 144H92V146H91ZM110 144H112V145H110ZM167 144V145H166ZM184 144V145H183ZM95 145V146H94ZM107 145V146H106ZM129 145V146H128ZM147 145V146H146ZM164 145V146H163ZM178 145V146H177ZM181 145H183L182 146V148H180L181 147ZM119 146V147H118ZM138 146V147H137ZM151 148H150V147ZM171 146V147H170ZM177 148H176V147ZM185 147V146H184ZM119 148H120V150H119ZM141 148V149H140ZM145 148V149H144ZM161 148V149H160ZM180 148V149H179ZM116 149H118V150H116ZM124 149V150H123ZM136 149V150H135ZM139 149H140V151H139ZM155 149V150H154ZM166 149V150H165ZM173 149V150H172ZM177 149H179V150H177ZM107 150V151H106ZM132 150V151H131ZM159 150V151H158ZM196 150H199V149H197L196 148ZM93 153H92V152ZM111 151V153L109 154V152ZM121 151V152H120ZM138 151V152H137ZM152 151V152H151ZM184 151V152H183ZM108 152V153H107ZM131 152H134L133 154L131 153ZM135 152L137 153V154H135ZM147 152V153H146ZM164 152V153H163ZM169 152V153H168ZM198 154H197V153ZM101 153V154H100ZM195 153H196V157H197V155H198V157H199V155L201 154V152L199 151H195ZM105 154V155H104ZM135 154V155H134ZM159 154V155H158ZM161 154H163L162 156H161ZM172 154V155H171ZM177 154V155H176ZM73 155V154H72ZM75 155V154H74ZM96 155V156H95ZM108 155V156H107ZM131 155L133 156V159L131 160ZM138 155V156H137ZM151 155V156H150ZM178 155L180 156V157H178ZM141 156V157H140ZM146 156V157H145ZM203 156H205V154H203ZM202 155L199 157V158H201V157H203ZM75 156H71V158L72 159H75L74 158ZM91 157H92V161H91ZM94 157V158H93ZM131 157V158H130ZM150 157V158H149ZM169 157V158H168ZM171 157V158H170ZM139 158V159H138ZM164 158V159H163ZM167 158V159H166ZM126 159H128V161L126 160ZM130 159V160H129ZM144 159V160H143ZM165 160V161H163V160ZM170 159V160H169ZM172 159H174V160H172ZM89 160V161H88ZM135 160V161H134ZM138 160V161H137ZM81 161H82V159H81ZM87 161L89 162V163H87ZM125 161V162H124ZM149 161V162H148ZM190 159H189V161H186V164H184L185 166L187 165V164H189L190 163ZM95 162H98V163H95L96 164V166H95V164L94 163ZM103 162H104V164H103ZM126 162H130V164H128V163H126ZM167 162V163H166ZM187 162H189V163H187ZM79 163H81V162H79ZM100 163V164H99ZM133 163H135L136 165H134ZM141 163V164H140ZM162 163H164V164H162ZM166 163V164H165ZM54 164H55V166H54ZM57 163H50V167L47 165V167H45L46 168V170L44 169V170H42L43 172H45L44 174H45V177H43V175L44 174H42L43 172H41L40 174L42 175H38V176H33V175H28V178H27V175H26V177H24V178H26L27 179V181L28 180H30L29 178H31V180L33 179V182L32 181H30V183H27V187L25 186L26 184H24V186H22L23 185V183H26L27 181H26V179H25V182H22V180H24V178L21 180V178L22 177H20V181H19V184L21 183V187L19 186L18 188H16V189H19V188H21L22 190H17V191H19V193L22 195V200H23V204L22 205H29V206H33L31 209H33V211H32V213L33 212H36L39 208L38 207H40V209H42L41 207H47L48 206V204L46 205V202L45 201H43L42 199V201L40 202L39 200V202L37 203V200L35 201V199H33V197H35L36 198V196H38V195H40L41 194V192H43L42 190H44V185H45V183L43 184V185H41L40 183H43L44 181H49V179L51 180L53 177H54V174H55V176H57L58 175V173H60V172H57L56 170H57V168H55V167H58V165H56ZM99 164V165H98ZM103 164V165H102ZM124 164V165H123ZM126 164V165H125ZM91 165H92V167H91ZM94 165V166H93ZM117 165V164H116ZM123 165V166H122ZM128 165V166H127ZM132 165V166H131ZM139 165V166H138ZM163 165V166H162ZM129 166H131L130 168H129ZM142 166V167H141ZM149 166V167H148ZM170 166V167H169ZM88 169H87V168ZM90 167V168H89ZM101 167V168H102ZM135 167V168H134ZM160 167V168H159ZM166 169H165V168ZM92 168V169H91ZM100 168V169H101ZM129 168V169H128ZM163 168V169H162ZM85 169H86V171H85ZM132 169V170H131ZM136 169V170H135ZM139 169V170H138ZM142 169H144L143 171H142ZM233 170L231 171L232 173H231V175H230V173H229V175H230V177H228L227 175L225 176H223L224 178L223 179H220V180H222V181H220L219 182V187L220 188H218V189H214L213 188V191L216 193V195H214V193H212V191H210V193H212V196L210 195H208V194H210V193H208V190L209 189H207V190H205L204 188V186H206L205 184H203V182L205 183V181H203L202 180V183L200 184L199 183V181L201 182V180H199L198 178H199V176L196 174V175H193V174H190L189 176L187 175L188 173H190V171H188L189 169H186L185 168V170H187V172L183 169V171L181 170V174H184V172H185V174H184V176L186 175V180H185V182L187 183H185L186 184V187L188 188H186L185 187V191H184V193H182V191H180L182 194H185V192L186 193H188L189 195H190V197L192 198V195H193V199H189V204L188 205H192V203L193 202H195V201H197V200H200L201 198L200 197H202V199L201 200H203L204 198H205V196H206V200L204 199L203 201H204V203L206 204V202L205 201H207V199L208 198H210V199H208V200H210V203H211V205H213L212 203H217V201L216 200H218L219 201V199H220V197H218L219 195H221V192H222V188L224 187V185H223V183L225 184V186H226V184H230L229 186L230 187H232V188H230L231 190H233V186L236 184V179H237V177H238V172H237V170H234V168H232ZM60 170V168H58V171ZM131 172H129V171ZM135 170V171H134ZM150 170V171H149ZM161 170H163V171H161ZM168 170H170V172L168 171ZM49 171V172H48ZM51 171V172H50ZM87 171H88V173H87ZM124 171H127V172H124ZM139 171V172H138ZM168 171V172H167ZM234 171V172H233ZM55 172V173H54ZM143 172V173H142ZM89 174V175H86V174ZM125 173H127V174H125ZM132 173H134V174H132ZM168 173V174H167ZM57 174V175H56ZM86 176H85V175ZM96 174V173H95ZM154 174V176H152ZM50 175V176H49ZM122 175H123V178H122ZM133 175V176H132ZM137 175V176H136ZM147 175H148V177H147ZM235 175V176H234ZM24 176V175H23ZM39 176H41L40 178H38ZM48 176V177H47ZM52 176V177H51ZM80 176V177H79ZM87 176H88V178H87ZM127 176V177H126ZM131 177L130 179H129V177ZM163 176H164V178L165 179H163ZM166 176V177H165ZM195 178H194V177ZM44 179H47V180H44V181H41L43 178ZM50 177V178H49ZM84 177H86V178H84ZM194 179H192V178ZM196 177H198V178H196ZM226 177H227V179H226ZM35 178H37V179H35ZM42 178V179H41ZM49 178V179H48ZM55 178V177H54ZM53 178V179H54ZM121 178V179H120ZM125 178H128V179H125ZM134 178V179H133ZM141 178H142V180H141ZM152 180H151V179ZM189 178V179H188ZM236 178V179H235ZM40 179V180H39ZM52 179V180H53ZM78 179V180H77ZM156 179H157V181H156ZM163 179V180H162ZM195 179H197V180H195ZM36 180H39V182L37 181V182H35ZM82 180V181H81ZM128 180H130V181H128ZM137 182H135V181ZM191 180V181H190ZM229 180H230V183H228L229 182ZM47 181V182H48ZM77 181V182H76ZM127 181V182H126ZM150 181V182H149ZM163 181V182H162ZM192 181H193V183H192ZM194 181H195V183H194ZM197 181V182H196ZM46 182V183H47ZM157 184H156V183ZM189 182V183H188ZM191 182V183H190ZM32 183V184H31ZM116 183V184H115ZM136 183V184H135ZM199 183V184H198ZM221 183V184H220ZM38 184V185H37ZM119 184V185H118ZM130 184H129V186H130ZM135 184V185H134ZM163 184V185H162ZM188 184H189V186H188ZM193 184V185H192ZM203 184V185H202ZM231 184L233 185V186H231ZM31 185V186H30ZM74 185V187L73 188H75V187H77V185L75 186ZM115 185V186H114ZM161 185V186H160ZM202 185V186H201ZM222 185H223V187H222ZM17 186V185H16ZM41 186H43V187H41ZM71 186V187H70ZM137 186V187H136ZM194 186V187H193ZM198 186H200V188L198 187ZM36 187H39V188H36ZM41 187V188H40ZM113 187V188H112ZM134 187H136V188H134ZM155 187V188H154ZM163 187V188H162ZM191 187V188H190ZM201 187H203V188H201ZM208 187V186H207ZM43 188V189H42ZM114 188H115V190H114ZM138 188V189H137ZM196 188H197V191H196ZM28 189V190H27ZM34 189V190H33ZM38 189V190H37ZM162 189V190H161ZM193 189V190H192ZM201 189V190H200ZM29 190H30V192H29ZM87 190V189H86ZM111 190V191H110ZM136 190V191H135ZM151 190V191H150ZM153 190V191H152ZM189 190H190V192H189ZM204 190L206 191L205 193L207 194H205L204 195ZM217 190H219V191H217ZM22 191V192H21ZM28 191V192H27ZM69 191H71V190H69ZM113 191V192H112ZM115 191V192H114ZM157 191V192H156ZM159 191V192H158ZM194 191V192H193ZM196 191V192H195ZM47 191H45V193H46ZM179 192V193H180ZM219 193V195H218V193ZM18 193V194H19ZM25 193V194H24ZM38 193V194H37ZM40 193V194H39ZM84 193V194H83ZM158 193V194H157ZM177 194V196L178 195H180V197L182 196V194L180 193V194ZM201 193V194H200ZM23 194H24V196H23ZM82 194V195H81ZM154 194V195H153ZM25 195H27V196H25ZM111 195V196H110ZM160 195V196H159ZM213 195H214V198H215V196H216V200L214 199V202H212L211 201V199L213 198ZM30 196H31V198H30ZM131 196V197H130ZM152 196V197H151ZM196 196V197H195ZM203 196H204V198H203ZM25 197H27V198H25ZM90 197V198H89ZM149 199H148V198ZM217 197H218V199H217ZM23 198H25V199H23ZM135 198V199H134ZM137 198V199H136ZM186 198V197H185ZM199 198V199H198ZM27 199V200H26ZM32 200V202H31V200ZM40 199V198H39ZM143 199H144V201H143ZM183 199V198H182ZM93 200V201H92ZM177 200H178V204L176 203L177 202ZM181 200V199H180ZM194 200V201H193ZM24 201H26L25 202V204H24ZM87 201V202H86ZM91 203H90V202ZM152 202V204H151V202ZM182 201V203H180L181 205H183L184 203H183V201L184 200H181ZM216 201V202H215ZM36 202V203H35ZM144 202V203H143ZM43 203V204H42ZM88 203V204H87ZM92 203L94 204V205H92ZM95 203H97L96 205H95ZM109 203V202H108ZM135 203V204H134ZM208 203H209V201H208ZM204 204L205 206H208V205H210V204ZM31 204H33V205H31ZM35 204V205H34ZM45 204V205H44ZM91 204V205H90ZM99 204V205H98ZM174 204V205H173ZM37 205V206H36ZM42 205V206H41ZM74 205V206H75ZM101 205L103 206V207H101ZM137 205V206H136ZM139 205V206H138ZM176 205V206H175ZM215 205V204H214ZM213 205V206H214ZM106 206V207H105ZM142 206V207H141ZM153 206V207H152ZM173 206V207H172ZM204 206V209L206 208ZM22 206L20 205V208H21ZM86 207V208H85ZM89 207H91V208H89ZM96 207V208H95ZM105 207V208H104ZM169 207V209H167ZM182 207V206H181ZM209 207V206H208ZM207 207V208H208ZM75 208V209H76ZM104 208V209H103ZM133 208V209H132ZM135 208V209H134ZM143 208V209H142ZM149 208V209H148ZM154 208V209H153ZM174 208H175V210H174ZM177 208L179 209V211L177 210ZM206 208V209H207ZM37 209V210H36ZM72 209H74V208H72ZM74 209V210H75ZM140 209H141V211H140ZM153 209V210H152ZM172 209V210H171ZM205 209V210H206ZM36 210V211H35ZM81 210H83L82 212H81ZM138 210V211H137ZM144 210H145V212H144ZM146 210H148L147 212H146ZM155 210H157L156 212H154ZM165 210V211H164ZM30 211V212H31ZM77 211H79V213H77ZM98 211V212H97ZM103 211L105 212V213H103ZM136 211V212H135ZM151 211V212H150ZM159 211H160V213H159ZM171 211V212H170ZM180 213V215H179V213ZM134 212V213H133ZM149 212V213H148ZM152 212L154 213V214H152ZM164 214H163V213ZM168 212H170V213H168ZM178 214H177V213ZM27 213H29V212H24V214L26 215ZM82 213V214H81ZM92 213V214H91ZM95 213V214H94ZM98 213V214H97ZM116 213V212H115ZM118 213V212H117ZM147 213V214H146ZM150 213H151V215H150ZM159 214V216L157 217V215ZM167 213V214H166ZM174 213V214H173ZM24 214H20L19 215V217H18V215L17 216H13L14 217V219L16 218V220L15 221H13V220H11V222H10V225L9 226H11V224H12V228L11 229H9V228H7V229H9V230H7L6 229V231L0 236V264H8L9 262L11 263V262H13L14 263V258L15 257H13V259H12V256H14V255H12V254H14V253H12L13 251H10V250H12L10 247H12V245L15 243L14 241H16L18 238H16V237H18V230H19V228H20V226L22 225L21 223H23L24 221H25V219L24 218H28V216H29V214L31 215V213H29L28 214V216L26 215L25 217H24ZM79 214V215H78ZM83 214H84V216H83ZM106 214V215H105ZM130 214V215H129ZM135 214H138V215H135ZM140 214V215H139ZM142 214V215H141ZM157 214V215H156ZM162 214V215H161ZM172 214V215H171ZM185 214V215H184ZM229 214V213H228ZM82 215V216H81ZM87 215H89V216H87ZM103 215H105V217L103 216ZM147 215V216H146ZM155 215V216H154ZM164 215V216H163ZM168 215V216H167ZM174 215H176V216H174ZM76 218H75V217ZM79 216V217H78ZM99 216V217H98ZM137 216V217H136ZM139 216H141V218L139 217ZM143 216V217H142ZM163 216V217H162ZM171 216H174V217H171ZM185 217V220L183 221V218ZM12 217V218H13ZM24 217V218H23ZM58 217V218H57ZM68 217V218H67ZM71 217V218H70ZM73 217H74V219H73ZM88 217V218H87ZM94 217V218H93ZM103 217V218H102ZM109 217V216H108ZM155 217H156V219H155ZM188 219H187V218ZM231 215H229V217H228V215H227V217H226V219H228V220H226L225 219V221H224V223H226L227 221H228V223L227 224H229L230 223V221H231ZM18 218V219H17ZM26 218V219H27ZM55 218V219H54ZM62 218H64V219H62ZM132 220H131V219ZM146 218L148 219V220H146ZM166 218H167V220H166ZM173 220H172V219ZM20 219V220H19ZM57 219V220H56ZM60 219V220H59ZM66 219V220H65ZM87 219V220H86ZM89 219V220H88ZM101 221H100V220ZM104 219V220H103ZM124 219V218H123ZM159 219H160V221H159ZM165 219V220H164ZM177 219V220H176ZM181 219V220H180ZM56 220V221H55ZM70 222V223H68V221ZM71 220H73V221H71ZM78 220H81V221H78ZM86 220V221H85ZM125 220V219H124ZM164 220V221H163ZM168 220H170L169 222H168ZM172 220V221H171ZM22 221V222H21ZM59 221V222H58ZM84 221V222H83ZM89 221V222H88ZM129 221V222H128ZM132 221V222H131ZM139 221H141V222H139ZM143 221V222H142ZM153 221V222H152ZM180 221V222H179ZM183 221V222H182ZM190 221V222H189ZM20 222V223H19ZM67 222V223H66ZM72 222V223H71ZM74 222V223H73ZM80 223L81 225H79L78 223ZM94 222V223H93ZM105 223V224H103V223ZM121 222H124V221H122L121 220ZM146 222V223H145ZM148 222V223H147ZM157 222H159L158 223V225H156L157 224ZM186 222V223H185ZM189 222V223H188ZM53 223V224H52ZM59 223V224H58ZM66 223V224H65ZM76 223H77V225H76ZM106 223H108V224H106ZM127 223V224H126ZM130 223H131V225H130ZM144 223H145V225H144ZM179 223V224H178ZM184 223V224H183ZM192 223V224H191ZM194 223V224H193ZM224 223L222 222L221 223V227L224 229V234L223 235H221L220 234V232H219V235H220V237L222 236H224L225 235V230H226V228L225 227H227L226 225L227 224H225V226H224ZM44 224H43V227H44ZM58 224V225H57ZM69 224H71V225H69ZM101 224V225H100ZM103 224V225H102ZM115 224V223H114ZM117 224V223H116ZM140 224V225H139ZM142 224V225H141ZM148 224V225H147ZM161 224L163 225V226H161ZM13 225H15V226H13ZM69 225V226H68ZM108 225V226H107ZM127 225V226H126ZM134 225V226H133ZM139 225V226H138ZM149 225H150V228H149ZM152 225L153 226H158L157 228L159 229V230H157L156 231V227H152ZM223 225V226H222ZM72 226V227H71ZM76 226H77V229H75L76 228ZM94 226V227H93ZM95 226H97V227H95ZM112 226V227H111ZM129 226V227H128ZM145 226V227H144ZM147 226V227H146ZM170 226V227H169ZM173 226V227H172ZM184 226V227H183ZM220 226H219V229H222V228H220ZM15 227V228H14ZM48 227V228H47ZM116 227V228H115ZM123 227V228H122ZM152 227V228H151ZM192 227V228H191ZM53 228V229H52ZM72 228V229H71ZM95 228H96V230H95ZM110 228V229H109ZM119 228L121 229V230H119ZM144 228H145V230H144ZM147 228V229H146ZM172 228V229H171ZM181 228V229H180ZM56 229V230H55ZM99 229V230H98ZM115 229H117V230H115ZM141 229V230H140ZM148 229H151V230H149L148 231ZM152 229H154L155 230V232L154 231H152ZM223 229L221 230V232H223ZM47 230V231H46ZM61 230V231H60ZM68 230V231H67ZM110 230V231H109ZM111 230H113V232L111 231ZM134 230V231H133ZM161 230V231H160ZM189 230V231H188ZM197 230V231H196ZM57 231V232H56ZM64 231V232H63ZM115 231V232H114ZM117 231V232H116ZM120 231V232H119ZM125 231V232H124ZM147 231V232H146ZM150 231H152V232H154V234L151 232L150 233ZM158 231L159 232H162V234L160 233V235H158L159 233H158ZM179 231V232H178ZM220 231V230H219ZM49 232V233H48ZM55 232V233H54ZM100 232V233H99ZM119 232V233H118ZM124 232V233H123ZM141 232V233H140ZM189 232H190V234H189ZM10 233H12L11 235H10ZM47 233V234H46ZM70 233V234H69ZM96 233V234H95ZM134 233V234H133ZM165 233H166V231H165ZM198 233V232H197ZM197 233H195V234H197ZM56 234V235H55ZM72 234V235H71ZM99 235V238H98V235ZM104 234V235H103ZM109 234V235H108ZM112 234V235H111ZM114 234V235H113ZM150 234V235H149ZM152 234V235H151ZM185 234V235H184ZM186 234H188L187 236H186ZM192 234H194V233H192ZM15 235H17L16 237H15ZM51 235V236H50ZM59 237H58V236ZM67 235V236H66ZM68 235H70V236H68ZM74 235V236H73ZM95 235V236H94ZM111 235V236H110ZM115 235H117V237H115ZM181 235H183L182 237H181ZM48 236L50 237V238H48ZM57 236V237H56ZM62 236V238H60ZM93 236H94V239H90V238H93ZM102 236H104V237H102ZM122 236V237H121ZM157 236V237H156ZM55 238V240L53 239V238ZM64 237V238H63ZM70 237V238H69ZM95 237H96V239H95ZM111 237V238H110ZM142 237V238H141ZM147 238V239H145V238ZM153 237H155L154 238V240H156V241H154L153 240ZM187 237V238H186ZM104 238V239H103ZM109 238V239H108ZM151 238V239H150ZM159 238H160V240H159ZM178 238H179V240H178ZM224 238V237H223ZM73 239V240H72ZM98 239H100L99 241H97ZM112 239V240H111ZM114 239V240H113ZM123 239V240H122ZM181 239V240H180ZM221 240H226V239H222V238H220ZM13 240V241H12ZM43 240H44V242H43ZM63 241V242H61V244L60 243H58V242H60V241ZM91 240V241H90ZM92 240H94L93 242H92ZM104 242H103V241ZM106 240H107V242H106ZM111 240V241H110ZM145 240H147L148 241V243H147V241H145ZM153 240V241H152ZM159 240V241H158ZM219 240V239H218ZM109 241V242H108ZM146 242V243H143V242ZM227 242L229 241V240H226ZM226 241H225V243H226ZM97 242H103V244H101V243H99V244H96ZM140 242V243H139ZM157 242H158V244H157ZM224 242V241H223ZM222 242V245L221 246H224V244L225 243H223ZM230 242V241H229ZM45 243V244H44ZM138 243V244H137ZM177 243V245H179V246H181L182 244H178ZM220 243H221V241H220ZM40 244V245H39ZM42 244V245H41ZM91 244H93V245H91ZM101 244V246H99ZM106 245L108 248H107V250L105 251V253H100V251L99 250H101V248H102V245ZM141 244H143V245H141ZM144 244H145V247H144ZM148 245V246H147ZM227 246L228 245H230V244H226ZM225 245V246H226ZM5 246V247H4ZM45 246H47V248H45ZM134 246V247H133ZM151 246H152V248H154V250L151 248ZM220 246V247H221ZM35 247V250L33 249L32 251H26L27 253L26 254H30L31 255V257H32V255L34 254V253H36V252H38V251H36L37 250V248ZM41 247H42V249H41ZM44 247V248H43ZM49 247V248H48ZM56 247V246H55ZM92 247H93V249H92ZM100 247V248H99ZM111 247H113V249L111 248ZM129 247V248H128ZM131 247V248H130ZM157 247V248H158ZM172 247H174V246H172ZM230 247V246H229ZM227 248V247H223L224 248V250L222 249V251L224 252V251H226V252H224V253H222L221 252V249H220V253H222L223 254V256H222V254L220 255V256H222L223 258L224 257H226V253L229 255V253H231L230 255H232L233 254V252L232 251H230V248ZM124 248H125V250H124ZM140 248V249H139ZM225 248H227L226 250H225ZM91 249V250H90ZM95 249H96V251H95ZM115 249H117V250H115ZM142 249V250H141ZM145 249V250H144ZM163 249V248H162ZM165 249H168V248H165ZM175 249V248H174ZM174 249H172L171 247H170V251H174ZM229 249V250H228ZM50 250H52V251H50ZM140 250V251H139ZM153 250V251H152ZM228 250V251H227ZM92 251H94V252H92ZM157 251V250H156ZM88 252H90V253H88ZM98 254H97V253ZM106 252H107V254H106ZM229 252V253H228ZM93 253V254H92ZM109 253V254H108ZM174 253H176V251L175 252H170L169 253V256H168V258L170 257V254H171V258H169V260H168V263H169V261H170V263L169 264H171V260H173L172 261V264H178V263H183V259H181V262H178L177 263V258H178V261H180V259H179V256L177 257V258H175V254ZM9 254V255H8ZM172 254H174V255H172ZM29 255V256H30ZM93 255H94V257H93ZM99 255H101L100 256V258H98V259H96L97 258V256H99ZM104 257H103V256ZM112 255V256H111ZM129 255V256H130ZM228 255H227V257L226 258H228ZM82 256V257H81ZM108 257V258H105V257ZM116 258H115V257ZM222 257H220V259L222 258ZM93 258H94V260H93ZM101 258H104V259H102L101 260ZM110 258V259H109ZM167 258V257H166ZM167 258V259H168ZM173 258H175V259H173ZM223 258L221 259V261L223 260ZM10 259L12 260V261H10ZM89 259V260H88ZM108 259V260H107ZM114 259V260H113ZM166 259V260H167ZM81 260V263L79 262ZM90 260H91V262H90ZM98 260V261H97ZM175 260V261H174ZM225 260H227V259H225L224 258V263H221L220 262V264H226V262L227 261H225ZM2 261V262H1ZM99 261H100V263H99ZM113 262V263H112ZM223 262V261H222ZM9 263V264H10ZM12 263V264H13ZM167 263V261H165V264ZM184 263H186L185 261H184ZM183 263V264H184ZM228 264V263H227Z\"/></svg>", "mask_w": 264, "mask_h": 264}]
</instances>
